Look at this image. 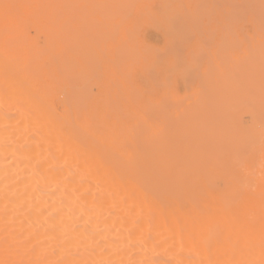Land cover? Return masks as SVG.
<instances>
[{
	"label": "bare ground",
	"instance_id": "bare-ground-1",
	"mask_svg": "<svg viewBox=\"0 0 264 264\" xmlns=\"http://www.w3.org/2000/svg\"><path fill=\"white\" fill-rule=\"evenodd\" d=\"M0 264H264V0H0Z\"/></svg>",
	"mask_w": 264,
	"mask_h": 264
}]
</instances>
